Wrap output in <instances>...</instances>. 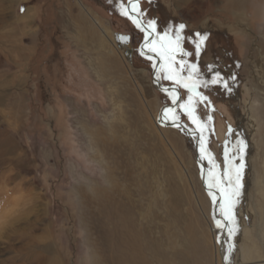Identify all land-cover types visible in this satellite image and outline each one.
Listing matches in <instances>:
<instances>
[{
  "label": "rangeland",
  "instance_id": "374dc122",
  "mask_svg": "<svg viewBox=\"0 0 264 264\" xmlns=\"http://www.w3.org/2000/svg\"><path fill=\"white\" fill-rule=\"evenodd\" d=\"M128 1L0 0V264H108L104 192L128 195L165 256L158 264H221L198 161L222 186L241 157L235 261L264 264V0L134 2L155 23L157 80L179 99L152 81L148 32ZM181 24L190 55L174 53L178 84L162 66ZM196 33H207L199 55ZM217 73L222 82L205 86ZM171 104L165 122L195 130L197 148V137L156 121Z\"/></svg>",
  "mask_w": 264,
  "mask_h": 264
},
{
  "label": "bare ground",
  "instance_id": "6f19581e",
  "mask_svg": "<svg viewBox=\"0 0 264 264\" xmlns=\"http://www.w3.org/2000/svg\"><path fill=\"white\" fill-rule=\"evenodd\" d=\"M133 4L134 2L130 4V9L134 12ZM85 12L87 15H89L88 11L85 10ZM129 15L132 16L131 14ZM132 17L136 20L134 16ZM142 49L144 52L145 51L148 52L145 46ZM120 56L121 58H123V55L121 54V52H120ZM154 76L156 78V81H158L157 72L155 73ZM154 84L157 86L155 82ZM177 94L179 97L180 94L179 93ZM164 108L169 109V108H172V106L166 105L164 106ZM170 123H174L173 126H178L182 130L192 134L194 137H197V139L195 138V144H196V142L198 141L199 135L197 134L195 130H193L190 126H188L184 122H170ZM168 127H172V126H168ZM98 134L99 133L97 131V136H99ZM89 139H92V137H90ZM196 145H197L196 146L197 148L198 143ZM8 148L10 150V147ZM196 159L199 160L198 157ZM198 163H199L200 172H201V179L203 181L202 185L206 189V191L209 193L212 199V202H213L215 219L216 221L218 220L221 221V227H218L220 262L221 264H236L235 260L237 258V254L234 252V245H235V239H234L235 233L234 232L235 231H232L231 234L229 233V229H233V224H232V221L226 220L224 218V215L221 212V204L224 202L221 190L223 189L225 191L230 192L231 189L228 186L227 182L223 184L222 186L217 185L215 179H213V177H210V174L207 168L203 166L202 162L198 161ZM230 168L234 171V167H230ZM210 184L213 186L210 187ZM99 194L102 197L103 192H100ZM110 194L111 193L104 192L103 195L105 196V199L99 200L100 204L103 203L104 208L107 209L108 207H112V212L105 211L102 217L103 226H108V224H111L112 225L111 228H113L111 236L108 234L109 231L111 232V228L109 226H108L109 228L106 234V237H107L106 251L108 252L107 260H109V262L107 261V263L108 264H158V259L160 257H165V256L162 252H160L159 254L158 246L156 242L151 238L150 233L145 232V230H142L140 228L139 223L137 222V219L135 217V211L133 209L134 205L132 204L133 202L129 199L127 194H121L122 197L118 199H116L115 196L110 197ZM214 196H215V200H214ZM235 211L236 213H238L239 208L236 209ZM97 212L98 211H96V213ZM32 245L34 248H38L37 242L36 243L33 242ZM225 257H227V259H225ZM161 262L162 264H165L166 261L163 260Z\"/></svg>",
  "mask_w": 264,
  "mask_h": 264
},
{
  "label": "snow or ice",
  "instance_id": "6c2138e0",
  "mask_svg": "<svg viewBox=\"0 0 264 264\" xmlns=\"http://www.w3.org/2000/svg\"><path fill=\"white\" fill-rule=\"evenodd\" d=\"M126 14V13H125ZM137 26L140 27L139 22H137ZM148 27L151 29V32L149 33V35H152V33H155V23L154 22H149ZM184 25L181 24L179 25L178 29L175 32V37L174 40L172 38L168 39V47H167V51L169 52V63H167L166 65L162 66V71H165L166 75L165 78L169 79V80H175L176 83H180L181 80L179 78V74L176 71L174 65L176 63L175 61V55L174 53L176 52H181L184 55H190V53H186L184 52V49L181 48V30L184 29ZM167 36V33H165L164 36H160L159 39L161 41L165 40ZM196 37L198 38L195 42V54L199 55V53L201 52L203 45L205 44V41L207 40V33H196ZM121 39H126L125 37H121ZM156 41L152 40L151 42H146L145 47L149 49V51L151 52H157V48L155 46ZM163 47V45H162ZM143 55V52L141 53ZM189 67L190 68V72L189 75L191 76L192 72H195L196 69V65L193 63L190 66L186 65L183 61H181L180 64V70L182 71L184 67ZM222 82V78L219 76V74L217 73V75L215 77H213V79L211 81H204V85L207 86L209 83L211 84H218ZM185 88H189L190 91L195 92V88L198 86L196 83H193L191 86L187 83H185L183 85ZM225 87H227V84L225 83ZM165 91H167V89H165ZM175 91V89H173V92ZM196 95H199V93H196ZM201 99H206V97H201ZM176 97L173 96V102H175ZM192 100V97L189 96V101ZM181 107L187 108V105H181ZM172 109H165L164 110V115L165 118H171V119H175V117H169V113L172 112ZM189 115L191 116V112H189ZM193 122L196 123V119L195 117H193ZM243 142L241 141V144ZM242 150V149H241ZM203 151V148H202ZM242 170H243V161H242V157H241V163L239 166H235L234 167V175H229L228 177V181L227 184L228 186L232 189L230 192L225 191V190H221L222 192V197L224 199V202L221 204V212L224 215V218L226 220H230L232 222H234V206H235V200L233 199L234 197L238 198L240 196V189L242 188V184H241V178H242ZM213 185L210 184V187H212ZM214 200H215V196H214ZM217 227H221V221H217L216 222ZM233 231V229H229V233L231 234ZM225 259H227V257H225Z\"/></svg>",
  "mask_w": 264,
  "mask_h": 264
},
{
  "label": "water",
  "instance_id": "95a60500",
  "mask_svg": "<svg viewBox=\"0 0 264 264\" xmlns=\"http://www.w3.org/2000/svg\"><path fill=\"white\" fill-rule=\"evenodd\" d=\"M136 0H130L128 1L127 3V12L129 14H131L132 16H134L136 18V21L139 22L141 24V26L146 29V31L148 32V34L151 32L149 30V28L143 23V21L141 20L140 16L136 15L131 9H130V4L132 2H135ZM135 20V19H134ZM152 38V35H148L146 40H145V43L144 45L142 46V48L145 46L146 42H150ZM145 54L148 55V56H151L153 58H155L156 60V63H155V66H154V69H153V72H152V81L155 82L157 84V88L161 89V90H165L167 89L168 91H173V89H175V92L179 93V90L175 87V86H171V85H167V86H162L158 81H156V78H155V73H156V70H157V67L159 66V58L157 57V55L153 54V53H150V52H147L145 51ZM179 99V97L177 98ZM175 104V103H174ZM174 104H171V106H173ZM165 106V105H164ZM164 106H162L157 114V122L159 124H162L163 126H173L174 123H170V122H164ZM196 146V145H195ZM203 182V181H202Z\"/></svg>",
  "mask_w": 264,
  "mask_h": 264
},
{
  "label": "crops",
  "instance_id": "0c3cea01",
  "mask_svg": "<svg viewBox=\"0 0 264 264\" xmlns=\"http://www.w3.org/2000/svg\"><path fill=\"white\" fill-rule=\"evenodd\" d=\"M125 35H123L122 37H124ZM120 40H122L121 38H120ZM123 41H125V39H123Z\"/></svg>",
  "mask_w": 264,
  "mask_h": 264
}]
</instances>
